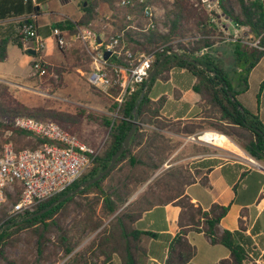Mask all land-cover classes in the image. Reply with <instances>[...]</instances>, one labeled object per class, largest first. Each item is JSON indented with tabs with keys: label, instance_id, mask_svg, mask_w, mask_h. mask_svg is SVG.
Masks as SVG:
<instances>
[{
	"label": "trees",
	"instance_id": "obj_1",
	"mask_svg": "<svg viewBox=\"0 0 264 264\" xmlns=\"http://www.w3.org/2000/svg\"><path fill=\"white\" fill-rule=\"evenodd\" d=\"M219 3L224 15L236 25L247 26L254 37H259V45H264L262 0H219ZM79 6L83 15L76 24L88 23L94 17L95 3L87 2L83 5V0H80ZM36 12L37 8L32 0H0V21L21 15L28 17L26 14ZM167 18L170 22L168 33L152 31L148 36L143 37V41L139 38L127 41L134 42L133 48L137 45L142 49L154 44H166L164 50L157 54L154 65L159 55L173 46L169 43L171 39L185 36L187 25L192 21L200 37L188 43L177 41L176 48L199 63L188 62L174 54L165 57L150 79L138 105L136 112L139 124L130 139L129 147L118 157L115 166L108 174L58 202L41 215L30 218L34 212L48 206L52 201L107 167L111 155L120 147L131 127L132 109L140 96L144 82L135 92L125 97L119 106L117 103L111 105V111L116 112L114 118L108 119L101 115V124L108 128L104 149L94 158L93 165L80 178L64 191L38 203L30 213L12 217L7 216L3 206L0 208V264H53L56 259L51 258L58 251L62 258L68 257L69 264H105L114 254L119 258V264H144L145 249L141 245L142 236L155 237L157 233L141 229L140 220L145 212L168 203L179 207L178 231L168 244L164 264H190L195 254V247L187 239L190 231L202 232L210 243L221 244L228 248V257L221 259L219 264H241L249 259L248 249L245 247L246 239L243 237L246 223L242 217L246 213V208L240 211L237 230H221L220 220L228 212L229 204L213 203L209 208L204 209L185 193V186L196 181L200 173L197 169L191 173L182 166L168 167L153 179L146 190L129 200L136 187L147 181L177 146L164 134L158 132L157 128H166L184 135L194 134L202 129L216 130L231 138L249 157L264 162V124L256 113L245 108L237 100V95L248 89L250 71L260 61L264 50L251 46L241 39L230 40L228 43L232 50L233 61L230 67L226 68L221 58L209 54V50L221 41L217 37L221 35V31L212 25H206L205 16L201 15L192 4L186 3V0H175L173 7L167 12ZM27 20L33 22L29 17ZM201 23H204L202 27L199 26ZM62 25L60 22L54 24L59 27ZM14 26V24L7 25L5 30L0 31V61L6 58V47L10 41L22 47ZM73 26L75 23L69 24V27ZM130 35L131 33L127 32L126 38L127 36L131 38ZM137 35L141 37V34ZM204 47L208 48V52L195 54V51ZM46 66L49 70L61 72L57 67L48 64ZM172 68L185 69L194 76L192 89L201 98L203 117L201 121L180 125L160 118V108L165 96H161L157 101H152L148 97V90L154 81L157 78L166 80ZM263 83L264 80L260 83L257 99ZM6 90L7 87L0 84V117L21 115L37 119L49 118L62 126V123L75 120L61 111L45 107H28L14 98H4ZM110 93L115 97L117 89L111 88ZM230 94L235 100L230 98ZM238 105L243 106L242 111L239 110ZM145 125H153L155 129L149 131ZM12 134L13 138L16 135L22 138L28 136L27 132L20 130H13ZM43 141L42 138L34 136L33 141H27L22 146L28 144L30 148H35ZM15 149L18 150L20 147L15 146ZM113 173L118 174L111 179ZM109 178L111 182H105ZM200 181L202 184H207V179L204 177H201ZM233 189L235 191L236 184ZM18 193L19 189L14 197L8 196V198L15 201ZM71 211L81 215L75 223V227H79L78 235H70V230L64 225V220ZM110 217L108 223L103 225ZM96 230L98 231L94 238L84 249L74 251L81 235ZM22 234L26 236L22 238ZM51 234L55 235L54 239L50 238ZM19 241L33 245L35 251L33 257H21L19 260L8 258L5 249L16 246ZM99 256L103 259L97 263L93 259H98ZM261 257L264 260V252Z\"/></svg>",
	"mask_w": 264,
	"mask_h": 264
},
{
	"label": "crops",
	"instance_id": "obj_2",
	"mask_svg": "<svg viewBox=\"0 0 264 264\" xmlns=\"http://www.w3.org/2000/svg\"><path fill=\"white\" fill-rule=\"evenodd\" d=\"M79 1L32 0L37 8V12L26 14L34 22L38 34L44 40H51L55 43L52 35L54 27L60 28L69 39V46L63 50L58 49L55 43L56 48L61 53L60 56L53 52V48H50L44 51L43 60L48 65L59 68L63 74V79L67 75H71L70 80L73 81V84H76L75 88L78 87V89V82L83 81L86 77L85 75H88L95 66L93 60L95 52L85 46L80 40L74 38L77 27L88 26L102 38L108 34L124 30L123 44L126 46L127 43L132 48L135 45L134 42L127 40L134 41L139 38V40L143 41L144 37L135 28L126 29L125 9H119L115 6L117 0H83L86 3H95L94 17L88 23L77 25L76 21L83 15ZM55 6L58 9L66 10V13H63L61 17L53 18L51 13H57L53 11ZM23 16L25 15L1 21L0 31L5 30L7 25L14 24L17 34L16 20ZM58 22L63 25L61 27L54 26ZM70 23H75V26L69 27ZM127 32L131 33V38L129 36L126 38ZM227 33H234V28L228 26ZM137 34H141V37ZM228 41H230L229 37L223 38L215 46L228 43ZM137 48L138 46L136 45L133 49ZM6 53V58L0 61V77L18 81L28 80L29 78L23 79L16 75L15 72L18 67H28V71H31V55L24 52L13 41L7 44ZM263 59L264 55L250 71L248 86L253 72L260 67V62ZM110 61L116 62L117 58L113 56L110 58ZM30 75L32 74L30 73ZM188 75L191 78L190 84L186 86L181 85L180 78ZM256 78L260 86V83L264 80V68L260 70ZM194 82V76L187 70L180 68H172L166 80L157 78L154 81L147 95L152 101H157L161 96H165V100L160 108V118L162 117L169 122L180 125L202 120L201 98L192 89ZM247 91L248 89L237 95V100L240 95L245 97ZM106 94L113 98L110 90ZM247 100L246 103H240L245 108L256 113L264 124V83L258 99L256 97L255 99L249 98ZM145 127L149 128V131L155 129L153 125H145ZM206 130L208 129L184 135L166 128H157V131L169 138L170 142L177 144L161 167L168 168L183 165L191 173L195 169L200 171L196 181L185 186V193L193 202L199 204L204 209L209 208L213 203L221 205L229 204L228 212L220 220L219 227L221 230H237L240 211L246 208V213L242 217L246 223L243 237L246 239L245 247L248 249L250 257L241 264H264V260L261 257L264 252V162L257 161L259 166L253 165L247 160L246 157L248 155L240 147L234 146L228 137L215 131ZM203 131L205 133L203 136L204 140L214 144L227 145L232 148H221L223 146H220L216 148V151H209L200 147V145H204V141L195 138L199 132ZM190 136H194V138L192 139ZM233 148H236L239 152L233 150ZM210 163L213 164L209 165ZM189 164L192 166H189ZM201 177L207 179L206 185L201 183ZM234 184H236L235 191L233 189ZM178 214L179 207L168 203L142 215L140 220L142 225L140 228L157 233L155 237L142 236L141 245L145 249L144 264H164L168 244L178 231ZM187 239L195 247V254L190 264H219L221 259L227 258L229 255L227 247L221 244L210 243L202 232L190 231L187 234ZM53 264H69V262L66 258H62L57 259Z\"/></svg>",
	"mask_w": 264,
	"mask_h": 264
},
{
	"label": "built area",
	"instance_id": "obj_3",
	"mask_svg": "<svg viewBox=\"0 0 264 264\" xmlns=\"http://www.w3.org/2000/svg\"><path fill=\"white\" fill-rule=\"evenodd\" d=\"M190 1L192 6L205 16L206 25H212L221 31V35L217 36L220 39H241L264 50V45H259V37H254L247 26L236 25L222 13L219 0ZM115 6L125 9L126 29L135 28L144 36H148L152 31H168L164 26L166 18L161 0H117ZM27 18H17L16 35L24 52L34 50V54L29 53L31 74L40 77L51 76L57 80L58 74L53 69L49 70L43 60L45 40L38 34L34 22H28ZM203 24L199 26L202 27ZM228 26L234 28V33H227ZM52 35L58 49L63 50L69 46V39L60 28L54 27ZM199 37L200 34L197 33L192 39ZM74 38L95 52V66L87 75L88 83L105 93L111 88H116L115 101L118 106L125 97L145 82L157 54L166 46L154 44L148 49H133L127 43L126 46L123 44L124 30L102 38L88 26L77 27ZM171 48L177 49L175 45ZM106 50L110 51L108 59L103 57ZM206 52L208 48L204 47L195 51V54ZM113 56L117 58L116 62L110 61ZM13 130L27 132L31 137L37 136L44 141L35 148L24 147L16 150L12 140L2 141L0 138V208L7 202L8 196L14 197L19 189L18 198L10 204L7 216L30 213L38 203L64 191L93 165L94 158L100 151V147L87 145L75 133L51 119L15 116L0 122V132L4 138H8ZM199 137L198 134V140ZM246 158L253 165L259 166L253 158Z\"/></svg>",
	"mask_w": 264,
	"mask_h": 264
},
{
	"label": "rangeland",
	"instance_id": "obj_4",
	"mask_svg": "<svg viewBox=\"0 0 264 264\" xmlns=\"http://www.w3.org/2000/svg\"><path fill=\"white\" fill-rule=\"evenodd\" d=\"M174 3L175 0H161V6L164 7L163 9L166 18L165 19L166 23H164V26L167 27L168 31H169L170 22L167 18V12L173 7ZM186 3L191 4V1L186 0ZM50 8L53 9L52 7ZM53 11L57 12V13H51V16L53 18L61 17L63 13H66L65 12L66 10L58 9V7L56 6L53 9ZM187 28L188 29L184 37L173 38L169 43L176 46L177 41H180L182 43L192 42V40H194L192 38L197 34V30L194 28L192 21L190 24L187 25ZM168 31L161 34H166L168 33ZM183 38H185V40H182ZM45 45L46 47L44 51L53 48V52H55L59 56L61 55V53L58 51L53 41L45 40ZM149 47H146L145 49H148ZM231 51L232 50L229 43H222L220 45L213 46L209 50V54L217 58H221L224 66L226 68H229L233 61V55ZM263 68H264V59L260 62V67L253 72L252 77L249 80L248 91L245 97L242 95L238 97L239 102H241L242 104L246 103L248 101L247 99L249 98L255 99L257 97V94L259 92V84L257 82L258 80L256 78V75H258L260 73V70H262ZM55 72L59 76L57 80L51 76L40 77L36 75H30L31 71H28V67H22V68L18 67L15 72L16 75H18L23 79H27V78L29 79L25 81H18V80H11L0 77V84H3L7 87L6 90L7 93L4 95V98H14L23 105H26L28 107H45L47 109L64 112L69 118L75 120H73L72 122L62 123L63 126L68 130L72 131L73 133H75L80 139L84 140L86 144L95 148L100 147V151L98 153L100 154L104 149V144L106 142V138L108 134V128H106L101 124V114H104L105 117L108 119L114 118L116 116V112L111 111L110 108L113 103H116L114 99L115 97L113 96L112 98L103 91H98L96 88L92 87L87 81V75H85L86 77L83 79V81L78 82V86H79L78 89V87L75 88L76 84L74 83L75 84L74 85L73 81L70 80L71 75H67L65 79H63L62 72L60 73H58L57 71ZM179 81L181 85L186 86L190 84L191 78L188 75L181 77ZM97 109H101V110H97ZM11 118L13 117L1 116L0 122L4 120H10ZM43 119H49V118H43ZM206 131L218 132L212 129H208ZM12 133L13 131L11 132L8 138H4L0 132L1 140L2 141L12 140L14 146L20 148L30 147L28 144H26L25 146L22 145L25 144L27 141H33V137H31L28 134V136L24 138L18 135H16L15 138H13ZM201 133L202 132H199V135H201ZM195 139H197V136ZM229 139L234 144V146L237 147L236 143L231 138ZM171 143L175 144L174 142ZM203 144L204 145H200V147L207 149L209 151H216V148L220 146H223L221 148H232L227 145L214 144L205 141ZM0 146H1V142H0ZM233 150H236V148H233ZM236 151L239 152L238 150ZM170 154L171 153H169L168 157L170 156ZM178 166H182L184 168L183 165H178ZM189 166L192 165L189 164ZM166 169H167L166 167H160L159 169L155 170L153 175L147 181L136 187L129 200L136 198L144 190H146L148 185L152 183L153 179L156 176L160 175ZM117 174L118 173H113L111 179H114L117 176ZM111 179L109 178L105 182L109 183L111 182ZM12 202L13 201L8 198L7 202L3 205L6 214ZM80 216L81 215H76L74 211H71V213L68 214V216L65 218L64 225L65 228L70 230V235L79 234L78 231L79 227L78 226L75 227V223L80 218ZM110 219L111 217L105 220L103 225L107 224ZM98 230L81 235L80 242L75 247L74 251L77 250L80 251L84 249L94 238ZM21 236L22 238H24L26 235L22 234ZM54 237H55L54 234L50 235V238L54 239ZM5 251L8 258L16 259V260H19L21 257L31 258L35 254L33 245L31 243L28 244L24 241H19L14 247H7ZM64 258L67 259L68 257H64ZM51 259H56V261L57 259H62L60 251L54 254ZM102 259L103 257L99 256L98 259L94 258L93 260L98 263ZM67 260L68 262L70 261L69 259ZM105 264H119V258L114 254L111 260L106 262Z\"/></svg>",
	"mask_w": 264,
	"mask_h": 264
},
{
	"label": "water",
	"instance_id": "obj_5",
	"mask_svg": "<svg viewBox=\"0 0 264 264\" xmlns=\"http://www.w3.org/2000/svg\"><path fill=\"white\" fill-rule=\"evenodd\" d=\"M83 4H86V1L83 2ZM29 53L34 54V50L30 49ZM169 54H174L176 56H179L181 59L186 60L188 62H194L196 64H198L199 62L196 61L195 59L183 54L182 52H180L178 49H173L170 48L168 50H166L165 52H163L161 55H159L157 61L155 62V64L152 66L148 77L146 78L143 88L141 90L140 96L137 99L133 109H132V123H131V127L129 129V131L127 132L126 136L124 137L123 141L121 142L120 147L113 152V154L111 155L109 164L107 165V167L100 171L98 174H96L95 176H93L92 178L83 181L82 183H80L77 187H75L74 189L70 190L69 192H67L66 194L60 196L59 198H57L56 200L52 201L48 206L41 208L40 210L34 212L33 214L30 215V218L34 217V216H38L41 215L42 213L48 211L50 208H52L55 204H57L58 202L64 200L67 197H70L74 194H76L78 191L82 190L83 188L95 183L96 181H98L99 179H101L103 176H105L106 174H108L110 172V170L115 166L116 161L118 159V157L129 147V142L130 139L137 127V125L139 124V122L137 121V108L138 105L141 101V99L144 96V93L146 91V88L148 86V83L150 81V79L152 78V76L155 74V72L157 71L158 67L160 66V64L162 63V61L165 59V57ZM110 56V51L106 50L104 51L103 57L104 59H108ZM230 98L232 100H235L234 96L232 94H230ZM238 108L240 111L243 110V106L238 105Z\"/></svg>",
	"mask_w": 264,
	"mask_h": 264
},
{
	"label": "bare ground",
	"instance_id": "obj_6",
	"mask_svg": "<svg viewBox=\"0 0 264 264\" xmlns=\"http://www.w3.org/2000/svg\"><path fill=\"white\" fill-rule=\"evenodd\" d=\"M204 134H205V133H202V134L200 135L199 139H201V140H203V141H205V142H208V141L204 140V138H203ZM223 135H224V134H223ZM226 137H227V136H226Z\"/></svg>",
	"mask_w": 264,
	"mask_h": 264
}]
</instances>
